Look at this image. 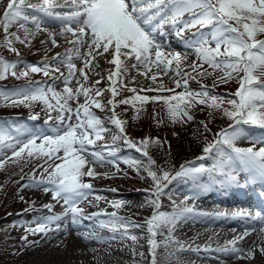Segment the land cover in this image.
<instances>
[{"label": "rangeland", "instance_id": "rangeland-1", "mask_svg": "<svg viewBox=\"0 0 264 264\" xmlns=\"http://www.w3.org/2000/svg\"><path fill=\"white\" fill-rule=\"evenodd\" d=\"M7 3L8 0H0V19L3 18ZM42 3L43 0H25L22 7L30 17L32 15L42 16L41 13L35 12L29 7V5L39 6ZM56 3L58 7L55 11L57 12L67 11L74 6L72 0H67V2L66 0H56ZM188 18L186 14L182 17L183 20ZM44 21L40 31L35 29L30 20L26 23L25 26L34 34L30 35L24 43L15 39V36H19L21 40L25 38L24 29L20 27V24L24 23L23 21L13 23L8 27L7 33L0 26V58L16 65L15 69L8 67L6 71L0 67V71L5 76V78L0 79V84L6 83L12 90L14 88L12 85L37 80L39 83L36 85L45 90L48 102L55 106L56 101L52 98L51 93H47V89L51 88L56 93L64 95L69 69L66 65H58L53 58L58 53L61 57L72 55L77 69L84 65L83 62L75 59L74 53L66 52L67 49L71 48V45L59 35L61 31L59 21L46 17ZM196 28L185 30L182 37H178L175 35L174 29L170 25H166L164 35L158 34L156 38L161 44L169 43L171 45L172 48L165 49V52L186 54L187 59L181 61L180 71L195 77L188 80V89L196 92L193 88L206 86L211 95L222 97L225 101L238 99L233 95L239 87L235 74H233V79L225 82L221 79L224 73L220 69L213 70L207 64H204L203 67L199 66L200 61L197 59L194 48L186 44V41L193 40L194 29ZM201 31L207 36L210 29L204 28ZM49 33L56 34L55 39L58 46L52 45ZM9 34H15L12 37V48H15L16 51L10 50L7 45L3 44L5 36ZM263 35H258L257 38L261 39ZM211 46L215 47L214 44ZM80 51L83 53L84 50L81 49ZM223 51L222 46L221 52ZM103 57H107V54H104ZM45 60L51 66L47 76L43 74L42 62ZM131 60L134 61V58ZM193 62L197 64L195 70L191 67ZM92 63L95 65L94 62ZM29 65H39L42 70L38 73H32L29 68L27 69L28 75L21 76L20 73L25 71ZM57 67L59 71L55 70ZM96 69V67L91 66L86 69L89 77L88 85L106 89L103 95L97 98L105 105V108L100 110L91 107L90 111L100 118L106 131L102 133L103 138L101 140L96 141L95 145L88 146V156L91 159L90 152L96 150L101 151L107 157V149L115 148L117 150L115 162H110L113 158L108 157L102 165H93L94 171L98 174L95 178L83 177L84 182L92 185L91 195L78 205V208L83 209V212L78 217L77 224L72 225L71 214H66L67 206L62 200H54L51 191L47 193L43 191L44 186L40 188L32 186L34 179H47L48 173L44 172L43 167H39L44 158L37 157L35 153L29 157L27 150L21 154V157H13L11 151L5 149L4 153L0 154V158L5 156L11 158L6 159L3 166L0 167V264H152L150 236L145 221L151 217L154 211V207L149 202L153 198L151 193L154 191V187L151 177L144 169L151 167L161 175L167 171L171 178L175 177V173L180 170L182 165L195 167L215 165L214 162H209L215 156L209 155L207 159L203 148L213 142V133L219 132L229 123L230 120L223 116V109L231 110L230 104L225 102L221 104L220 109H212L208 107V103H192V106L188 108V113L193 119L189 121L186 117H179L173 122L168 112L169 105L164 103L163 98L183 93V79L176 74L175 62L169 67L167 74L153 66L148 77L156 75L157 81L153 83L150 78H144L143 83L136 88L137 94L161 97V99L147 101L151 102L152 105L146 112H144V107H141L143 101H136L138 106L135 108L133 106L136 102L135 104H118L115 108L116 116L124 122L122 126L127 137L136 142L138 147H144L147 152V155H142L140 152L133 151L135 150L133 148L131 150L133 152L128 154L125 149L130 147L124 143L123 139L113 140V136L119 137L120 133L119 129L108 119L112 115L111 106L107 103L111 98V93L107 89L111 85L106 78L107 76L104 78L98 75ZM144 71L145 69H140V72ZM137 75V70L130 68L129 73L123 79V84L127 85V82ZM97 80H101L98 85L95 84ZM177 80L181 81L180 87L176 86L175 81ZM160 84H163L164 89H172L173 91H146L148 88H157ZM76 86L75 80H73L71 87L75 88ZM117 87H119V82H117ZM127 89L131 88L120 89L115 100L120 101L119 98L124 100V98L133 97V93ZM140 89L145 91H140ZM127 95L129 97H126ZM18 99L21 101L19 106H12L13 99L0 97V114L23 112L24 117L36 115L38 125L32 130L42 131L47 135H55L56 127L60 126V121L56 119L58 113L55 107L48 108L40 100H24L23 97ZM195 99L199 100L201 97ZM69 103L73 108L76 107V101ZM78 103H84L83 96L79 98ZM176 103L177 101L171 102L173 105ZM181 107H185V105L182 103ZM49 117H51L50 120ZM43 121L48 123L45 125L47 126L46 130L40 127V123ZM50 121L54 125H50ZM24 122L30 121L24 120ZM205 124L209 129L207 132L204 129ZM23 127L30 129L27 125ZM5 130L11 132L8 129ZM89 131L91 132V130ZM22 138L26 139V137ZM90 138H94V133ZM146 138L148 143L145 146L143 141ZM157 138L159 143L156 142ZM246 140L248 139H238L235 142V147L241 149L255 148L256 150L264 147V143H260V140L245 142ZM36 143L40 144L41 141L37 140ZM19 147L18 145L17 150ZM200 157L205 158L200 159ZM149 158L154 162L151 165L148 163ZM134 159L141 161L139 173L135 168L129 166L128 162ZM234 171L233 174L236 175L237 180L242 179L240 173L237 170ZM203 173L201 184L206 183V185L200 191L191 185L185 186V183L177 180V178L171 179V182L167 183V187L164 189L167 195L160 197V211L170 214L175 206H187L191 207L193 212L205 215L178 222L171 233V240L168 239V228L161 227L159 234L155 237L159 245L155 252L156 264H264V253L260 251L264 248V232H261V228L254 234L256 238L249 247L242 248L247 237L237 242L236 247L245 253L243 258H238L236 253L224 249L230 248L229 242L239 237L236 236L237 234H242L246 230L230 225L228 226L229 231L219 229L216 231L203 221L211 219V221L229 220L230 223L234 222L239 226L244 223L258 224L259 219L240 218L238 216L233 218V216L235 213H245V211L255 216L259 210H254L252 203H248L252 197L260 198L258 199L259 204L262 206V212H264V180L256 176L255 179L251 178V182L248 184L242 179L243 183L236 191H245L246 194L244 195L237 193L235 188L233 190L231 184L224 183V178L220 173L217 177L222 180L221 182H214L211 180L212 176L206 171ZM249 188H253V191H250ZM97 196L100 199H96ZM207 196L209 200L204 198ZM224 197H230L234 201L244 199V201H248L246 202L248 204L239 203V205L233 206L235 210L228 212L226 210L228 208L225 207L228 204L212 201L215 198L218 201L227 202L222 199ZM116 204L121 206L117 208L115 207ZM45 205H51V210L44 207ZM15 213L19 214L14 215ZM111 213H115L124 222L131 221L136 225H141V227L127 229L129 236L135 235L137 237L135 242L123 235L124 229L119 226L121 221H113L108 215ZM7 214L10 216L5 218L4 216ZM52 215L62 218L59 221L60 231L55 230V224L51 226L52 230L46 233L31 234L26 230L35 228L37 221ZM23 237H27V239H23ZM248 250L253 252L251 258L246 256ZM38 253L40 254L38 255Z\"/></svg>", "mask_w": 264, "mask_h": 264}, {"label": "snow or ice", "instance_id": "snow-or-ice-1", "mask_svg": "<svg viewBox=\"0 0 264 264\" xmlns=\"http://www.w3.org/2000/svg\"><path fill=\"white\" fill-rule=\"evenodd\" d=\"M24 3L25 0H8L3 18L0 19V26L3 27L5 33L13 23L23 21L24 23H21L20 27L25 32L24 40L15 34H9L5 36L3 44L7 45L10 50L16 51L15 48H12V37L15 36L17 41L24 43L30 35L34 34L25 26L26 23L30 20L35 29L40 31L41 24L45 22L44 18L46 17L59 21L61 25L59 35L71 45V48L66 52L74 53L75 59L83 62L84 66L77 69L72 55L61 57L58 53L53 58L58 65H66L69 69L64 95L56 93L51 88L47 89V93H51L52 98L56 101L55 106L48 102L45 90L39 86L26 85L19 89H0V97L13 99L12 106H19L21 101L18 98L23 97L24 100H40L48 108L55 107L58 113L56 119L60 121V126L56 127L55 135H47L42 131L30 130L20 125L14 126V133L0 128V154H3L7 149L11 151L13 157H21V154L27 150L29 157H32L34 153L37 157H43V163L39 167H43L44 172L48 173L47 179H34L32 186L35 188L44 186L45 193L51 191L54 200H62L67 206L66 214H71L72 225L77 224V219L83 212V209L78 208V205L91 195L92 185L84 182L83 177L95 178L98 174L94 171L93 165H102L108 157L113 158L110 162H115L116 158L117 150L115 148L107 149V157L101 151L96 150L90 152L91 159L88 156V146L95 145L96 141L103 138L102 133L106 131L100 118L90 111L91 107L100 110L105 108V105L97 98L102 96L106 89L89 86L86 69L90 66L98 67V64L93 65L92 62L97 56L104 54H108L110 57L107 62L115 66L114 69L108 71L107 76L111 85L107 89L111 93V98L107 103L112 109V115L108 119L119 129L120 133L119 137L113 136V140L123 139L128 147L134 148L142 155H147L144 147H138L136 142L127 137L122 126L124 122L116 116L115 108L118 104L160 100L161 97L138 95L136 88L127 89L133 93V97L120 101H116L115 97L119 94L120 89L127 88V85L123 84V79L129 73L130 68L136 69L138 74L150 78L155 83L156 75L148 77L152 67L155 66L167 74L169 67L175 62L176 74L183 79L184 92L163 98L164 103L169 105L168 112L173 122L179 117L192 120L193 117L188 113V108L192 106V103H208V107L212 109H220L221 104L225 102L230 104L231 110L224 108L223 116L232 123L227 128L213 133V142L207 144L203 148V152L206 156L212 155L219 160L217 167L226 184L238 183L236 175L230 171L234 163L253 174V179L259 176L261 180H264V147L258 150L235 147V142L242 135L247 134L243 128L238 127L239 125L251 124L264 129V39L257 38L258 35L264 34V0H72L74 6L64 12L55 11L58 7L56 0H43L39 6L29 5L35 12L42 14V16L32 15L31 17L22 7ZM185 14L189 15L187 20L182 19ZM166 25H170L178 37H182L185 30L197 26L201 30L210 29L207 36L203 31H197L193 34V40L186 41V44L194 48L197 59L200 61V67L207 64L213 70L220 69L224 73L221 79L225 82L233 79V74H235L239 87L233 95L238 99L225 101L222 97L211 95L203 86L199 92L188 89V80L195 77L180 71L181 61L187 59L186 54L165 52L156 38L158 34L164 35ZM55 36L56 34L49 33L52 45L58 46ZM212 44L215 47H212ZM222 46L223 52H221ZM81 49L84 50L83 53H81ZM133 58L134 62L129 66L126 60ZM42 64L43 74L49 75L51 67L49 62L45 60ZM0 67L6 71L8 67L15 69L16 65L0 58ZM191 67L195 70L196 62H193ZM29 68L32 73L42 70L39 65H29L20 75L27 76ZM141 68L145 71L140 72ZM55 70L59 71V68L57 67ZM3 78L5 76L0 71V79ZM73 80L77 85L75 88L71 87ZM117 82H119V87H117ZM100 83L101 80L95 81L96 85ZM175 83L177 87L181 86L180 80ZM140 91L145 90L140 89ZM146 91L173 90L164 89L163 84H160L157 88H148ZM81 96L84 97L83 104L78 103ZM196 97H201V99L196 100ZM70 101L77 102L75 108L71 106ZM172 101H177V103L173 105ZM182 103L185 107H181ZM31 118L35 119L36 117ZM204 129L206 132L209 131L206 124ZM92 133H94V138H90ZM22 137H26V139ZM37 140H40L41 143L37 144ZM156 142L159 143L158 138ZM259 142L264 143V137ZM147 143L146 138L143 144L146 146ZM18 145L20 146L19 150H17ZM10 158L6 156L0 158V167L3 166L6 159ZM204 158L200 157V159ZM128 163L130 167L136 169L137 173L141 171V161L133 160ZM148 163L151 165L154 162L149 158ZM50 169L51 171H49ZM144 170L151 177L154 187V191L151 193L153 198L149 201L154 207V211L145 223L150 236L152 264H156L155 252L159 245L155 237L159 234V229L167 227L169 230L168 239L171 240V233L178 222L205 215L195 213L191 207L187 206H175L170 214L160 211V197L167 195L164 189L171 179L181 175H191L195 178V175L201 173L203 168L182 165L180 170L175 173V177L171 178L167 171L161 175L151 167ZM96 199H100V197L97 196ZM173 203L175 204V202ZM120 206V204L115 205L117 208ZM44 207L51 210L52 206L45 205ZM108 215L113 221L120 220L119 226L124 229L123 235L133 242L136 241L137 237L129 236L127 229L141 227V225H136L131 221L124 222L115 213ZM237 216L264 221V215L259 211L255 213V216L247 212H238L234 214L233 218ZM61 219L60 216H48L37 221L35 228L26 230L31 234L46 233L52 230L51 226L55 224V230L60 231L59 221ZM261 232H264V227L261 228ZM243 238V236L237 237L229 242L230 248L226 247L224 250H230L236 253L238 258H243L245 253L236 247L237 242ZM23 239H27V237H23ZM260 251L264 253V248ZM246 256L251 258L253 252L248 250Z\"/></svg>", "mask_w": 264, "mask_h": 264}, {"label": "bare ground", "instance_id": "bare-ground-1", "mask_svg": "<svg viewBox=\"0 0 264 264\" xmlns=\"http://www.w3.org/2000/svg\"><path fill=\"white\" fill-rule=\"evenodd\" d=\"M162 46H163V48H164V50L165 49H167V50H169V49H171L172 47H171V45L169 44V43H163V44H161ZM108 59H110V57H108V54H107V57H103V56H97V58L93 61L94 62V64H98L99 66L98 67H96L97 69V74L98 75H101V76H103L104 78H105V76H108V71L110 70V69H114V65H111V64H109L108 62H106ZM123 59V58H122ZM134 61H132L131 59L130 60H126V63L128 64V65H130L131 63H133ZM153 70V69H152ZM157 73V72H156ZM133 76V75H132ZM150 77H151V75H150ZM103 78V79H104ZM107 78V77H106ZM144 78H146V76H144V75H140V74H138L137 76H134V77H132L128 82H127V88H138L143 82V79ZM153 84V83H152ZM152 86V85H151ZM126 97H129L128 95L126 96ZM116 99V98H115ZM124 99H126V98H124ZM119 100H121L120 98H119ZM141 107L144 109V112H146V111H148V109H150L151 108V105H152V103L151 102H147V101H143V102H141ZM124 106V105H123ZM135 106H138V102H136V104L133 106L134 108H135ZM131 113V112H130ZM206 200H209V198H208V196L207 197H204ZM211 199V198H210ZM224 199V198H223ZM205 200V201H206ZM213 202H219V203H223V204H228V206H225V207H227L228 209H226L228 212L229 211H233V210H235L234 208H233V206H236L237 204L239 205V203H242V204H248V203H246V202H242V201H240V200H237V201H234V200H232V199H224V201H227V202H222V201H218V200H216L215 198H213V200H212ZM230 202H231V204H230ZM220 205V204H219ZM221 206H223V205H221ZM217 207H220V206H217ZM252 207H254V210H259V211H262V206L259 204V200H257V199H254V202H252ZM223 208V207H222ZM242 209V208H241ZM239 210V209H238ZM238 212V211H237ZM246 212V211H245ZM249 212V211H248ZM262 215H264V213L262 214ZM221 217V216H220ZM215 218V217H214ZM212 220V219H211ZM211 220H203V221H205L204 223L205 224H207V225H210V227H212V229H214V230H216V231H218V229L219 230H225V231H229V229H228V226H230V225H234V226H236L238 229H245L246 231L244 232V233H242V234H237L236 236H239V237H241V236H243L244 238L245 237H247V239L244 241V242H246V243H244V245L242 244V248H244V247H249V245H250V243L251 242H254V239L256 238V236L254 235L255 233H257L258 232V230H259V228H262V227H264V221H259V223L258 224H256V225H250L249 223L248 224H246V223H244L242 226H239V225H237L236 223H234V222H232V223H230L229 222V220H223V221H211ZM218 220V219H217ZM258 221V220H257ZM255 222H256V220H255ZM253 223V222H252ZM262 225V226H261ZM261 226V227H260ZM212 232H214V231H212ZM81 236V235H80ZM243 238V239H244ZM242 241V240H241ZM40 253H38V255H39ZM32 262V261H31ZM87 263V262H86Z\"/></svg>", "mask_w": 264, "mask_h": 264}, {"label": "trees", "instance_id": "trees-1", "mask_svg": "<svg viewBox=\"0 0 264 264\" xmlns=\"http://www.w3.org/2000/svg\"><path fill=\"white\" fill-rule=\"evenodd\" d=\"M36 84L38 83H33L32 81H27V82H22V83H18V84H15V85H12L14 86L13 89H19V88H22L26 85H33V86H37ZM0 88H7L8 90H10V86L6 85V83H2L0 84ZM193 88V87H192ZM195 89L196 92H199L201 91L202 89L201 88H193ZM21 115H23V112H14V113H4V114H0V128H5V129H8L10 130L12 133L15 132V127L16 125H20V126H29L31 129H35L36 126L38 125L37 123H34V122H29V123H25L23 122V117H21ZM232 121H229V123L224 127L226 128ZM247 124H244V125H239L238 127H241L243 128L245 131H246V135H242L240 138L241 139H244V137H249V136H262L264 137V129H260L259 127H256L255 129L256 130H250L252 127L248 128L246 126ZM40 127H44V124H41L40 123ZM223 128V129H224ZM222 129V128H221ZM254 137V138H256ZM127 150L126 153L130 154L131 152L133 151H136V150H133V148H129V149H125ZM133 150V151H131ZM140 156V155H138ZM209 158V155L207 156V159ZM214 157V159H210V163L214 162L215 165H201V166H197V167H202L204 169V171H206L210 176H215V175H218L220 173L219 169H218V164H219V160ZM135 160V159H134ZM194 164V163H193ZM196 164V163H195ZM244 170H247V169H244ZM203 172L201 173H198L195 175V178H193V176L189 175V176H179V177H175L177 178V180H181L185 183V186H189L191 185L193 188H195L196 186H198V182L201 181V179L203 178ZM197 188V187H196ZM10 214H8V216H6L5 218L9 217ZM13 216V215H12ZM4 218V219H5Z\"/></svg>", "mask_w": 264, "mask_h": 264}]
</instances>
